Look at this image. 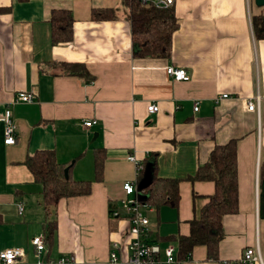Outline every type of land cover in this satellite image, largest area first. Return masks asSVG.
Instances as JSON below:
<instances>
[{
	"label": "crops",
	"instance_id": "1",
	"mask_svg": "<svg viewBox=\"0 0 264 264\" xmlns=\"http://www.w3.org/2000/svg\"><path fill=\"white\" fill-rule=\"evenodd\" d=\"M108 8L117 9L115 20H91L93 9ZM255 8L253 13L252 0H176L178 29L170 58L142 59L132 55L122 0H0V111L8 109L17 132L16 144L5 146L0 122V252L23 249L19 264H46L67 255L74 259L70 264H126L130 240L122 185L138 180V190L155 166L158 176L181 180L177 209L144 208L147 242L160 248L164 260L168 247L176 254V239L189 234L190 221L214 190L210 182L186 178L215 146L236 140L238 213L224 217L216 261L198 247L183 264H236L256 245L264 260L259 217L264 39L252 27L263 10ZM59 10L71 12L73 37L53 46L50 18ZM73 63L83 64L93 81L62 72V64ZM170 66L184 68L190 80L173 81L165 72ZM18 93L32 94V103L12 105ZM257 93L259 115L247 108ZM223 94L229 97L218 100ZM151 104L157 113H148ZM87 121L96 124L84 128ZM43 149L70 167L72 180L91 182L89 195L61 199L48 216L42 186L24 165ZM96 156L102 160L101 180ZM130 156L143 166L140 179ZM136 196L145 202L142 191ZM49 220L56 221V230L38 254L30 240L40 235L45 240ZM113 243L116 263L109 256Z\"/></svg>",
	"mask_w": 264,
	"mask_h": 264
},
{
	"label": "trees",
	"instance_id": "2",
	"mask_svg": "<svg viewBox=\"0 0 264 264\" xmlns=\"http://www.w3.org/2000/svg\"><path fill=\"white\" fill-rule=\"evenodd\" d=\"M122 4L127 10L126 17L130 24L133 57L170 58L172 36L178 29L174 6L157 9L150 4H142L138 0H122ZM262 10L260 15L252 19L254 34L259 39H264V8ZM117 15V9L114 8L93 9L91 20L96 22L115 20ZM50 25L53 46L72 41L74 19L70 11H53ZM61 66L64 74L80 77L87 84L94 79L83 64L73 63ZM24 165L35 182L42 186L43 206L47 216L52 214V210L54 212L61 199L87 196L91 192V182L72 180L69 174L70 167L58 163L53 150L36 151L26 158ZM139 165L141 168L138 171V179L143 172L141 170L143 166ZM65 169H68L67 177H65ZM95 169L97 176H100L97 180H101L102 160L98 156L95 159ZM186 180L190 183L210 182L214 190L207 197V202L198 215L190 221L189 234L176 239V258L179 262L188 261L195 248L204 247L206 259L216 261L220 242L224 238V217L238 213L236 140L215 146L206 163L199 165L196 172L188 176ZM180 182L181 180L177 178L158 176L154 166L151 180L142 190L144 203L156 210L162 206L177 209L181 198ZM259 217L264 219V149L259 168ZM55 224V220L47 222L44 243H51L56 230Z\"/></svg>",
	"mask_w": 264,
	"mask_h": 264
},
{
	"label": "built area",
	"instance_id": "3",
	"mask_svg": "<svg viewBox=\"0 0 264 264\" xmlns=\"http://www.w3.org/2000/svg\"><path fill=\"white\" fill-rule=\"evenodd\" d=\"M142 4H150L157 9H167L175 5L176 0H138ZM166 75L176 82H188L190 75L184 68L167 67L165 69ZM229 96L226 94L220 95L218 100L227 99ZM264 97V95H263ZM34 96L29 93H18L13 101L12 105L18 103L29 104L32 103ZM262 100V96L257 93L252 101L247 102L248 111L255 112L259 115V107ZM194 112L198 110L197 105L194 107ZM147 111L150 114L158 112L156 105H149ZM0 122L4 124L3 130V142L5 146H13L16 144V125L14 124L11 114L6 108H2L0 111ZM96 124L95 121H87L83 124L84 128H89ZM127 160L136 165L139 171L141 166L134 157H128ZM137 182V181H136ZM125 182L122 185V189L126 198L122 200V208L129 221V243L127 246L128 259L126 264H183L176 258L174 248L168 247L164 251V260L161 258L160 248L156 244L148 243V235L150 232V223L144 213V208L148 206L147 203L141 202L136 197L137 195V183ZM132 196V198H130ZM23 212L22 205H18V213L21 215ZM113 216H118L117 213H113ZM31 246L39 254L45 248L43 235L34 237L30 240ZM118 249V245L113 243L110 251V262L116 263L117 256L115 251ZM25 257L23 249H7L0 252V264H19ZM74 259L67 255L60 258L58 261H49L46 264H70ZM43 264V263H42ZM236 264H264L258 245L253 248H247L241 255V258Z\"/></svg>",
	"mask_w": 264,
	"mask_h": 264
},
{
	"label": "water",
	"instance_id": "4",
	"mask_svg": "<svg viewBox=\"0 0 264 264\" xmlns=\"http://www.w3.org/2000/svg\"><path fill=\"white\" fill-rule=\"evenodd\" d=\"M254 2L257 7L264 8V0H254ZM67 176H68V169H65V177ZM150 180L148 179V176L145 175L143 181L139 183L137 191L140 193L149 184Z\"/></svg>",
	"mask_w": 264,
	"mask_h": 264
},
{
	"label": "rangeland",
	"instance_id": "5",
	"mask_svg": "<svg viewBox=\"0 0 264 264\" xmlns=\"http://www.w3.org/2000/svg\"><path fill=\"white\" fill-rule=\"evenodd\" d=\"M255 2H254V0H252V12L254 13V11H255Z\"/></svg>",
	"mask_w": 264,
	"mask_h": 264
}]
</instances>
